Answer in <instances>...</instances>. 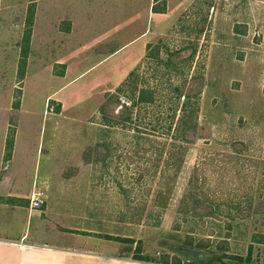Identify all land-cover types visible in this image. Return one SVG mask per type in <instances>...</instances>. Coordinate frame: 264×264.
Masks as SVG:
<instances>
[{
	"label": "rangeland",
	"instance_id": "374dc122",
	"mask_svg": "<svg viewBox=\"0 0 264 264\" xmlns=\"http://www.w3.org/2000/svg\"><path fill=\"white\" fill-rule=\"evenodd\" d=\"M2 147L49 242L264 264V0H0Z\"/></svg>",
	"mask_w": 264,
	"mask_h": 264
},
{
	"label": "crops",
	"instance_id": "0c3cea01",
	"mask_svg": "<svg viewBox=\"0 0 264 264\" xmlns=\"http://www.w3.org/2000/svg\"><path fill=\"white\" fill-rule=\"evenodd\" d=\"M15 147L14 141L12 160ZM5 150L6 147H2L0 163ZM16 184V176L0 173V264H168L158 263L149 249L138 256L151 261L136 260L132 254H120L121 243L99 237L92 231L66 232L75 241L68 239L70 237L65 235V231L62 232L64 235L56 233L61 237L54 236L57 242H49L51 239L46 240L48 231L45 229L50 222L48 210L31 209L27 200L33 192L23 195L18 192ZM34 214H37L38 221L32 231ZM54 228L61 232L58 226L54 225ZM107 241L113 243L112 248L105 247Z\"/></svg>",
	"mask_w": 264,
	"mask_h": 264
},
{
	"label": "built area",
	"instance_id": "2783aa9c",
	"mask_svg": "<svg viewBox=\"0 0 264 264\" xmlns=\"http://www.w3.org/2000/svg\"><path fill=\"white\" fill-rule=\"evenodd\" d=\"M45 194L42 191L39 192H33L31 195L29 201H30V208L33 210H40L45 206Z\"/></svg>",
	"mask_w": 264,
	"mask_h": 264
},
{
	"label": "trees",
	"instance_id": "16d2710c",
	"mask_svg": "<svg viewBox=\"0 0 264 264\" xmlns=\"http://www.w3.org/2000/svg\"><path fill=\"white\" fill-rule=\"evenodd\" d=\"M28 37V39H27V41H26V45H27V48H28V42H29V35L27 36ZM26 54V52L24 53V55ZM150 100H152V98L151 97H145V95H143V96H141V98H140V101L143 103V102H149ZM13 141H12V139H10V143H9V145L11 146V145H13ZM13 147V146H12ZM11 147V148H12ZM105 238V237H104ZM105 239H108V240H113L112 239V237H106ZM258 243L260 242V243H263L262 241H257ZM134 259H136V260H142V261H151L150 259H148V258H146V257H141V256H134ZM237 260L238 261H242L243 259L241 258V257H237ZM159 263V262H158ZM162 263V262H161Z\"/></svg>",
	"mask_w": 264,
	"mask_h": 264
}]
</instances>
